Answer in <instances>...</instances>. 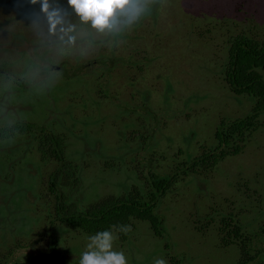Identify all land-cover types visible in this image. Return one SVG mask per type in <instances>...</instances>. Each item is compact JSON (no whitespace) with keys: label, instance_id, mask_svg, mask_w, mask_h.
I'll use <instances>...</instances> for the list:
<instances>
[{"label":"rangeland","instance_id":"374dc122","mask_svg":"<svg viewBox=\"0 0 264 264\" xmlns=\"http://www.w3.org/2000/svg\"><path fill=\"white\" fill-rule=\"evenodd\" d=\"M42 2L0 0V130L32 128L0 137V264L54 251L53 262L74 264L87 250L89 236L55 221L49 179L62 168L40 151L41 129L80 168L79 207L129 192L139 163L146 174L177 175L158 205L163 237L137 221L126 242L115 239L127 264H170L169 254L182 264H239L238 245L222 243L219 213L235 215L263 251L264 128L213 169L190 167L215 145L222 121L251 111L225 67L236 38L264 42V0H142L137 20L121 17L102 32L68 0H47L63 21L55 34Z\"/></svg>","mask_w":264,"mask_h":264},{"label":"trees","instance_id":"16d2710c","mask_svg":"<svg viewBox=\"0 0 264 264\" xmlns=\"http://www.w3.org/2000/svg\"><path fill=\"white\" fill-rule=\"evenodd\" d=\"M225 81L231 92L238 97L246 98L252 104L251 111L242 118L220 123L215 134V145L191 162L190 169L194 173L200 167L213 169L226 158L241 154L248 137L259 128H264V42L243 36L233 40L228 50ZM31 129L29 126L15 125L11 130L1 129L0 137L11 138L17 132L30 133ZM41 131L39 132L40 144H42L39 147L40 151L44 156L48 154L55 156L62 168V172L58 171L49 179L48 191L56 199L55 221L89 237L101 231L113 230L122 242H126L131 237L135 222H147L156 237H163L158 205L160 199L172 188L177 175L171 177L157 173L146 174L141 167L142 163H139L138 182L129 192L119 198L111 197L86 208L79 207L78 199L75 197L81 189L80 168L60 156L63 151L61 138L48 135L42 129ZM58 185L62 190L69 187V194L60 192ZM219 214L222 243L225 247L238 245L241 254L239 264H260V261H264V250H260L251 237L242 234L238 218L232 214ZM212 221L213 217L210 222ZM113 225H130L131 231L127 234L115 232ZM54 246L56 247L55 243ZM169 260L170 264H182L178 256L169 254ZM30 264L60 263L43 260ZM74 264L79 263L74 262Z\"/></svg>","mask_w":264,"mask_h":264},{"label":"clouds","instance_id":"9594fccd","mask_svg":"<svg viewBox=\"0 0 264 264\" xmlns=\"http://www.w3.org/2000/svg\"><path fill=\"white\" fill-rule=\"evenodd\" d=\"M40 0H31L36 4ZM69 6L79 17L81 23L90 24L97 31L113 29L117 26L119 18H124L125 24H131L142 14V0H68ZM41 11L49 21V30L55 34L63 21L58 11H49L47 0H43ZM61 32H66L60 28ZM69 43L74 37L69 36ZM115 232L127 234L131 231L130 225H113ZM118 237L113 230H105L89 237L87 250L83 252L79 264H127V258L122 251L113 250V243ZM154 264H167V261L158 258Z\"/></svg>","mask_w":264,"mask_h":264},{"label":"water","instance_id":"95a60500","mask_svg":"<svg viewBox=\"0 0 264 264\" xmlns=\"http://www.w3.org/2000/svg\"><path fill=\"white\" fill-rule=\"evenodd\" d=\"M56 256H57V253L54 251L52 253L40 256L39 259L53 261L56 258Z\"/></svg>","mask_w":264,"mask_h":264},{"label":"flooded vegetation","instance_id":"af4514ba","mask_svg":"<svg viewBox=\"0 0 264 264\" xmlns=\"http://www.w3.org/2000/svg\"><path fill=\"white\" fill-rule=\"evenodd\" d=\"M6 72H4V71H1V69H0V74L3 76V74H5ZM7 75V74H6Z\"/></svg>","mask_w":264,"mask_h":264}]
</instances>
